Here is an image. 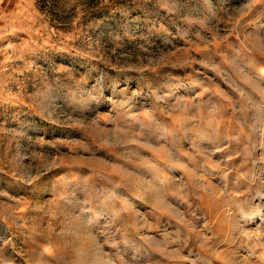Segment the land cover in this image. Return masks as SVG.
Wrapping results in <instances>:
<instances>
[{
	"label": "rangeland",
	"instance_id": "374dc122",
	"mask_svg": "<svg viewBox=\"0 0 264 264\" xmlns=\"http://www.w3.org/2000/svg\"><path fill=\"white\" fill-rule=\"evenodd\" d=\"M0 264H264V0H0Z\"/></svg>",
	"mask_w": 264,
	"mask_h": 264
}]
</instances>
